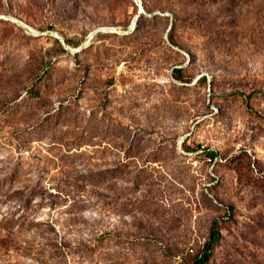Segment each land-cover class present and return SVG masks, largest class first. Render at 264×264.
<instances>
[{
    "label": "rangeland",
    "instance_id": "rangeland-1",
    "mask_svg": "<svg viewBox=\"0 0 264 264\" xmlns=\"http://www.w3.org/2000/svg\"><path fill=\"white\" fill-rule=\"evenodd\" d=\"M20 157L38 225L0 264H194L213 222L205 264H264V0H0L1 175Z\"/></svg>",
    "mask_w": 264,
    "mask_h": 264
},
{
    "label": "trees",
    "instance_id": "trees-1",
    "mask_svg": "<svg viewBox=\"0 0 264 264\" xmlns=\"http://www.w3.org/2000/svg\"><path fill=\"white\" fill-rule=\"evenodd\" d=\"M62 117V115H49V117L44 120V124H46L49 120H52L53 122L47 123L46 125H59ZM33 129L34 127L31 130ZM68 133L69 135L72 134L73 137L80 138V136H78V133L74 132V130L72 129H70ZM25 134L28 135L30 134V132H27ZM61 142H58L57 144H61L62 148H64L66 152H69V150H67L68 147L72 146L76 149V147L78 146L77 143L80 142V139H78V141H72L70 143L66 141H64V143ZM26 148H29V146H27ZM25 152H29V150L27 149L25 150ZM207 156L210 161H214L217 156V152H208ZM33 157L34 158H32V160L38 161L35 156ZM12 158V156L6 157L4 163L9 164L13 162ZM24 164V158L20 157L16 159L11 167L6 168L2 172V175L0 173V202L2 203L3 201H7V203L15 202L17 204L14 212L4 214L0 217V230L6 232L10 239H12V237H17V235L20 233V228H24L27 231L32 226L38 225V223L34 221L35 218L32 217L30 213L32 210V202L36 196L32 195L30 191H28L29 188L27 186H23L24 181H19L21 176L26 175L27 172L23 170V166H25ZM91 184L93 185V187L96 186L93 183ZM45 225H48V227L52 229V226L50 225V223H48V221L45 223ZM215 225V222L211 224L208 240L206 241L200 254L195 257L194 264H205L208 261L213 245L219 240V233L216 230ZM48 248L49 251L44 253L41 252L40 248L38 247L34 248L30 245H24L22 247V245L20 244L19 247L16 248V250H26L25 255L30 257L35 256L34 259H36L37 264H43L47 263L50 260L54 261L57 255L55 243L50 241ZM37 257L41 258V260H37Z\"/></svg>",
    "mask_w": 264,
    "mask_h": 264
}]
</instances>
